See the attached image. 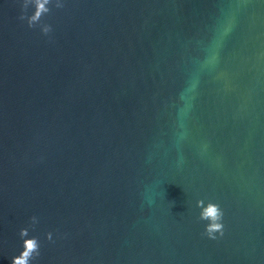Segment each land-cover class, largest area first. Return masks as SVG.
<instances>
[{
    "label": "water",
    "instance_id": "95a60500",
    "mask_svg": "<svg viewBox=\"0 0 264 264\" xmlns=\"http://www.w3.org/2000/svg\"><path fill=\"white\" fill-rule=\"evenodd\" d=\"M22 3L0 0V264L22 228L31 264H264V0H52L31 28Z\"/></svg>",
    "mask_w": 264,
    "mask_h": 264
},
{
    "label": "clouds",
    "instance_id": "9594fccd",
    "mask_svg": "<svg viewBox=\"0 0 264 264\" xmlns=\"http://www.w3.org/2000/svg\"><path fill=\"white\" fill-rule=\"evenodd\" d=\"M52 0H23L21 4V20H27L28 26L34 27L38 22L41 21V18L50 12L48 5ZM29 5L34 7V12L30 16L27 15V9ZM56 7H62L59 3L56 4ZM51 30L49 25H44L42 31L47 34ZM197 207L201 209L199 213V219L202 221H207L208 223L205 226V232L209 238L214 239V233L219 232L223 235V211L219 204L209 201L206 205L203 200L197 201ZM32 226L37 223V218L33 216L31 218ZM29 232L27 228L20 229L19 236L22 239V251L19 255L12 257L11 264H31L36 257L40 255V244L36 237H28ZM47 238L51 240V233L47 234Z\"/></svg>",
    "mask_w": 264,
    "mask_h": 264
}]
</instances>
